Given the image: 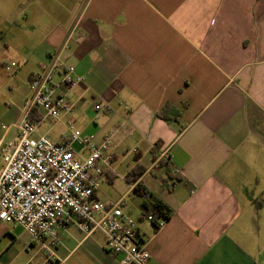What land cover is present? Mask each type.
Segmentation results:
<instances>
[{
  "label": "crops",
  "instance_id": "crops-1",
  "mask_svg": "<svg viewBox=\"0 0 264 264\" xmlns=\"http://www.w3.org/2000/svg\"><path fill=\"white\" fill-rule=\"evenodd\" d=\"M72 28L61 57L84 83L65 119L90 137L72 148L86 157L115 131L94 198L136 221L147 264H264V0H0V78L25 76L0 86L3 143ZM100 101L113 111L96 114ZM37 129L65 133L49 120ZM153 200L168 209L157 230L140 220ZM18 227L0 222V264H119L99 232L60 230L49 257Z\"/></svg>",
  "mask_w": 264,
  "mask_h": 264
},
{
  "label": "built area",
  "instance_id": "built-area-1",
  "mask_svg": "<svg viewBox=\"0 0 264 264\" xmlns=\"http://www.w3.org/2000/svg\"><path fill=\"white\" fill-rule=\"evenodd\" d=\"M73 28L59 51L50 54L31 76L22 117L3 126L5 132L14 128L17 137L7 143L0 139V222L22 228L49 257L55 256L53 248L60 244L58 232L75 226L85 236L99 232L106 250L118 258L119 264H147L149 255L138 239L136 221L122 211L119 202L94 198L104 170L112 166L109 148L115 131L91 146L86 157L72 148L74 142L86 147L90 140L65 119L73 109L69 93L84 83L74 66L61 57ZM34 109L41 111L37 122L29 119ZM94 110L96 114L113 111L102 101L94 105ZM48 120L52 126H64L59 141L47 135L31 138L38 125ZM140 220L154 223L156 230L164 224L155 222L153 215L143 214Z\"/></svg>",
  "mask_w": 264,
  "mask_h": 264
},
{
  "label": "rangeland",
  "instance_id": "rangeland-1",
  "mask_svg": "<svg viewBox=\"0 0 264 264\" xmlns=\"http://www.w3.org/2000/svg\"><path fill=\"white\" fill-rule=\"evenodd\" d=\"M5 63V62H4ZM17 65V64H16ZM18 66V65H17ZM13 70H14V68H9V70H3V73H2V75H1V78H0V86H5V84L7 83V82H9V80H11V82L16 86V87H18V89L19 88H21V86H22V82H24L25 81V76L23 75V72H21V73H19V75H18V80L17 79H13V76H14V73H12L13 72ZM17 72V71H16ZM7 92H1L0 93V114H1V112H4L5 111V109H6V107H4V103L5 104H7V102H4V99H5V97L7 96ZM1 95H2V97H1ZM42 128L43 127H40L39 129H37V132H40L41 130H42ZM31 138H35V136L34 135H32L31 136ZM17 230H21L19 227H18V229Z\"/></svg>",
  "mask_w": 264,
  "mask_h": 264
},
{
  "label": "trees",
  "instance_id": "trees-1",
  "mask_svg": "<svg viewBox=\"0 0 264 264\" xmlns=\"http://www.w3.org/2000/svg\"><path fill=\"white\" fill-rule=\"evenodd\" d=\"M157 117H160L161 119L165 120V117L161 113H157ZM159 163H161V160H159ZM135 190H137L138 192H141V194H144L143 191H140L139 185L136 186ZM148 206H150L149 209L151 210L152 215L166 219L168 209L159 200L151 201V203H149ZM144 207H146V209L148 208L145 204H144Z\"/></svg>",
  "mask_w": 264,
  "mask_h": 264
}]
</instances>
